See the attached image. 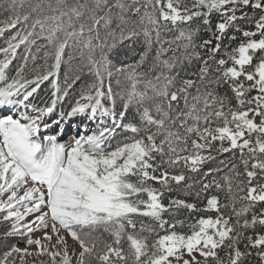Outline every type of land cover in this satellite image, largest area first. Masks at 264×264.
<instances>
[{"label":"snow or ice","instance_id":"6c2138e0","mask_svg":"<svg viewBox=\"0 0 264 264\" xmlns=\"http://www.w3.org/2000/svg\"><path fill=\"white\" fill-rule=\"evenodd\" d=\"M0 17V264H264V0Z\"/></svg>","mask_w":264,"mask_h":264},{"label":"rangeland","instance_id":"374dc122","mask_svg":"<svg viewBox=\"0 0 264 264\" xmlns=\"http://www.w3.org/2000/svg\"><path fill=\"white\" fill-rule=\"evenodd\" d=\"M48 85L47 84H45V85H42V90L39 92V96L38 97H46V93H47V91H48ZM93 127H94V125H93ZM65 139H66V137H65ZM226 157H227V155H226ZM226 157H225V159H226ZM227 172V169H225V171L223 172V175L225 174ZM223 177V176H222ZM70 243H71V241H69ZM21 246H23V245H21ZM18 264H19V262H18Z\"/></svg>","mask_w":264,"mask_h":264},{"label":"trees","instance_id":"16d2710c","mask_svg":"<svg viewBox=\"0 0 264 264\" xmlns=\"http://www.w3.org/2000/svg\"><path fill=\"white\" fill-rule=\"evenodd\" d=\"M0 19H2V17H0ZM39 95H40V94L38 93V96H39ZM226 155H227V154H225L224 156H219L217 159H218V160H224L225 157H226ZM209 166H214V165H209ZM222 176H223V172H221V173L217 176V179H221Z\"/></svg>","mask_w":264,"mask_h":264}]
</instances>
